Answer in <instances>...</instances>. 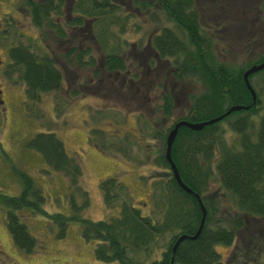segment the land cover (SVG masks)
<instances>
[{
  "label": "trees",
  "instance_id": "obj_1",
  "mask_svg": "<svg viewBox=\"0 0 264 264\" xmlns=\"http://www.w3.org/2000/svg\"><path fill=\"white\" fill-rule=\"evenodd\" d=\"M22 1L31 23L42 33L50 32L64 39L67 47L64 55L79 66H92L90 71L95 77L101 72L128 69L121 53L126 39L121 38L120 33L130 13L120 10L116 0ZM130 1L139 9L151 7L154 2L170 19V24L161 25L149 35L145 50L150 48L154 58L148 63L158 62L156 57L167 64L163 76L177 80L194 77L205 87L196 94H189V104L182 115L166 128L156 130L159 141L154 161L164 167L162 175L152 178L153 203L160 210L158 217L141 214L130 202L125 185L114 175L101 178L97 185L105 207L117 205L116 213L99 218L80 214V209L88 203V195L79 182L82 166L78 155L65 151L62 140L53 130H37L26 144L41 154L48 169L60 171L67 177L71 210L68 213L45 211L40 187L26 171L16 168L20 184L18 192H0V204L12 240L24 250H30L36 243L14 211L25 206L30 212L43 213L53 221L57 236L63 235L69 219L77 220L81 235L94 239L93 255L101 264H145L137 260L139 251L149 256L157 248L159 254L152 255L146 264H168L170 257V264H224L213 245L215 242H233L241 230H246L241 244L234 242L230 254L255 251L264 255V115L258 118L254 137L248 130L250 115L258 108V95L255 94L251 102L250 91L241 76L243 68L212 56L211 38L200 31L197 11L194 7L189 8L190 0ZM153 13L156 14L151 9L149 16L153 17ZM85 36H90L99 45L103 50L102 57L97 59L89 45H79L78 41ZM7 53L9 62L5 69L8 73L16 70L23 84L25 109L32 112V103L39 100L40 92L60 86L61 71L48 51L35 52L27 43L10 45ZM263 57L264 54H259L248 64ZM72 89L70 93L75 92ZM164 89L167 87L161 90L157 110L166 116L173 108V99ZM53 97L56 104L57 96ZM230 103L247 106L230 110L221 117L235 113L227 121L233 132L228 139L219 123L221 118L196 129L183 124L176 127L169 148L170 157L180 179L198 193L205 212L198 233L192 238L180 239L171 254L175 236L192 233L201 212L194 195L182 189L169 170L163 153L165 133L178 118L191 121L208 118L223 111ZM87 138L98 149H106L102 138L95 139L90 134ZM48 169L41 170L46 172ZM212 177L217 181L209 192ZM162 237L164 239L157 244L156 239ZM2 263L12 264L0 258Z\"/></svg>",
  "mask_w": 264,
  "mask_h": 264
},
{
  "label": "rangeland",
  "instance_id": "obj_2",
  "mask_svg": "<svg viewBox=\"0 0 264 264\" xmlns=\"http://www.w3.org/2000/svg\"><path fill=\"white\" fill-rule=\"evenodd\" d=\"M116 1L120 10L130 13L120 33V37L126 39L121 53L128 69L101 72L95 77L90 71L92 66H79L64 55L67 49L64 39L50 32L42 33L31 23L22 0H0V192H18L20 184L15 169L19 168L40 187L45 211L70 212L67 177L60 171L48 169L41 154L26 144L35 131L51 129L62 140L65 151L76 153L81 161L79 182L87 191L88 203L80 209V214L99 218L116 213L117 205L105 207L97 185L101 178L114 175L125 185L130 202L141 214L158 217L160 210L153 203L152 178L162 175L164 167L154 161L159 141L156 130L166 128L182 115L189 104V94H196L205 87L194 77L177 80L163 76L167 64L156 57L158 62L148 63L154 58L150 48L145 50L149 35L161 25L170 24L162 9L154 2L151 7L139 9L130 0ZM259 3L260 0H197L198 27L210 36V52L214 58L245 68L253 58L264 54V14L258 11ZM151 9L156 12L153 17L149 16ZM17 42L27 43L35 52L48 51L61 71L60 86L40 92L39 100L32 103V112L25 109L23 84L16 70L8 73L5 69L9 62L7 49ZM78 43L89 45L97 59L102 57L103 50L90 36L81 38ZM132 73L136 76H131ZM247 78L259 97L258 108L250 115L248 126L254 137L258 118L264 115V67L249 72ZM164 87L173 99V108L166 116L157 110ZM71 88L74 93H70ZM53 95L57 96L56 104ZM234 115L231 113L219 120L227 139L233 134L227 121ZM88 134L95 139L102 138L106 149H98L88 140ZM42 168L48 170L45 172ZM216 181L215 177L211 178L209 192L215 188ZM14 211L36 243L30 250L14 243L0 204V258L3 261L101 264L93 255L94 239L81 235L77 220L69 219L63 235L57 236L54 222L45 214L30 212L25 206ZM245 233L246 230L237 232L230 243H214L224 264H264V255L255 251L230 254L233 243L240 245ZM163 239L157 238L156 243ZM158 254L159 248L149 256L139 251L137 260L146 264L152 255Z\"/></svg>",
  "mask_w": 264,
  "mask_h": 264
},
{
  "label": "water",
  "instance_id": "obj_3",
  "mask_svg": "<svg viewBox=\"0 0 264 264\" xmlns=\"http://www.w3.org/2000/svg\"><path fill=\"white\" fill-rule=\"evenodd\" d=\"M263 66H264V57L261 60H259V61L252 62V63L248 64L241 71V76H242L243 82H244L245 86L248 88V90L250 91L251 102L254 101L255 94H254V90L252 89V87H251V85H250V83H249V81L247 79V75H248L249 72L257 70V69H259V68H261ZM246 106H247V104L230 103L223 111H221L217 115H213V116H210L208 118L201 119V120L191 121V120H187V119H184V118H178L172 123L171 127H169L168 130L166 131L165 136H164L163 153H164L165 159H166V161L168 163V167H169V169H170L175 181L177 182V184L182 189H184L185 191L191 192L194 195V197L196 198V200H197V202L199 204L200 212H201L199 221L197 223V226H196V228L194 229V231L192 233H188V234L178 233L175 236V238H174V240H173V242L171 244V247H170L171 254L173 252V249H174L176 243L180 239H182L184 237L192 238L198 233V231H199V229L201 227V224H202V221H203V215H204V212H205L204 207L202 205V202L200 200V197H199L198 193L196 191H194L193 189H191L189 186H187L180 179V177H179V175L177 173L176 167H175V165H174V163H173V161H172V159L170 157L169 148H170V144H171L172 138H173V136L175 134L176 127L178 125H180V124H183V125H186V126H188L190 128L196 129V128L201 127L205 123H209V122H212V121H215V120L221 118L223 115H225L226 113H228L232 109H238V108L246 107ZM170 262H171V257L169 259V263L168 264H170Z\"/></svg>",
  "mask_w": 264,
  "mask_h": 264
},
{
  "label": "flooded vegetation",
  "instance_id": "obj_4",
  "mask_svg": "<svg viewBox=\"0 0 264 264\" xmlns=\"http://www.w3.org/2000/svg\"><path fill=\"white\" fill-rule=\"evenodd\" d=\"M190 7H194L197 11V14L200 13V7L197 4V0H190ZM222 1V0H221ZM199 2V1H198ZM237 6V5H236ZM258 11L261 12L262 14H264V0H260V3L257 5ZM198 18H199V14H198Z\"/></svg>",
  "mask_w": 264,
  "mask_h": 264
}]
</instances>
